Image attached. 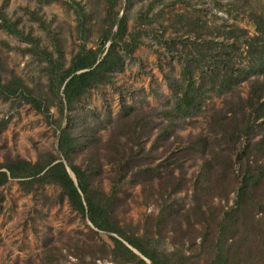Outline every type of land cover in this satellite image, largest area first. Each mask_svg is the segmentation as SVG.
Returning <instances> with one entry per match:
<instances>
[{
	"label": "trees",
	"instance_id": "obj_1",
	"mask_svg": "<svg viewBox=\"0 0 264 264\" xmlns=\"http://www.w3.org/2000/svg\"><path fill=\"white\" fill-rule=\"evenodd\" d=\"M55 1L73 13L79 39L67 60L60 27L28 11L49 39L48 49L37 36L20 33L16 20L0 6V28L28 43L22 49L35 57L44 76L42 82L39 76L24 80L6 69L0 57V97L21 98L56 134L55 148L39 150L33 160L2 153L0 185L15 178L25 192L45 184L58 187L57 200L64 198L88 220V237L73 241L68 250L73 264H97L96 259L112 264H264V0L256 5V0H211L217 9L225 5L228 11H246L253 24L250 34L232 21L209 25L196 15L175 12L192 38L164 35L162 7L149 12L152 0L135 15L138 27L128 26L123 0H92L89 8L78 0ZM150 29L166 57V68L158 63L168 89L163 102L142 108L120 97L113 117L105 111L98 119L82 100L91 88L112 83L126 57L136 58L141 34ZM90 35L94 44L88 43ZM172 60L178 63L176 73ZM243 81L245 94L239 89ZM89 112L93 117H87ZM198 114L205 116L206 129L181 135L177 129ZM6 120L0 118V131ZM100 127L107 128L104 137L97 133ZM194 154L201 157L199 165L185 176V160ZM125 183L138 184L142 202H153L156 210L123 221ZM182 188L189 191L187 206L173 204ZM99 231L109 240L99 239ZM41 254L47 264L63 257L52 244H44Z\"/></svg>",
	"mask_w": 264,
	"mask_h": 264
},
{
	"label": "rangeland",
	"instance_id": "obj_2",
	"mask_svg": "<svg viewBox=\"0 0 264 264\" xmlns=\"http://www.w3.org/2000/svg\"><path fill=\"white\" fill-rule=\"evenodd\" d=\"M84 7L94 6L92 0H78ZM262 1V0H258ZM149 0H131L129 4L122 1L128 16V26L134 24L135 15L144 7ZM151 11L162 7L161 23L165 24L164 35H175L192 38L193 32L185 28V24L174 17L175 12H183L187 15H196L205 19L209 25L219 22H230L237 24L253 32L246 11L227 10L224 5L217 9L211 0H157L153 1ZM257 0L252 4L256 5ZM127 5V7H126ZM0 6L7 16L16 20V28L21 32H29L37 36L40 45H46L50 49V42L41 25L28 13L35 10L50 27H60L64 33L63 50L65 60L69 57L79 42L73 32V13L60 1L38 3L36 0H0ZM99 8V6H98ZM144 24H140L139 27ZM151 26H157L152 23ZM147 27V25L142 26ZM152 30L142 33L143 42L134 49L136 58L126 57L121 69L113 76L112 83H105L93 87L82 100L85 109L102 117L103 112L109 111L111 117L118 108L119 98L135 107H146L148 105H159L163 102L162 94H167L165 82L158 69V63L167 67L166 57L162 46L152 35ZM19 33V34H20ZM89 44H94L95 36L90 35ZM99 41V40H98ZM18 35L9 33L0 28V57L6 69H12L24 80L31 77L44 76L37 64V60L30 53L23 51L22 47L27 45ZM173 73H176L178 63L172 60ZM241 94H245L246 83L239 84ZM219 97L213 96L215 104H219ZM52 116L56 115L53 106L50 107ZM6 118V123L0 131V158L2 153L9 151L17 153L25 158L33 160L36 153L42 149H54L56 139L52 124L45 120L39 111L32 108L21 98L0 97V118ZM87 117H93L89 112ZM205 130V116L198 114L192 117V123H186L177 131L181 135L188 132H196L198 129ZM102 137L107 133V128L100 127L97 131ZM146 140L145 145H147ZM199 154H194L185 160L184 175L193 173L200 162ZM106 172V171H105ZM103 186L107 188L108 180L103 178ZM122 187L127 191L124 193L126 209L121 215L123 221L138 220L144 212H154L156 205L153 202L147 204L141 200L138 184L125 183ZM2 199L0 200V264H47L42 261V248L45 245H56L60 248L63 257L54 264H73L74 257L68 253L73 241L85 239L89 235L85 219L71 209L65 199L57 200L58 187L45 184L37 188L35 192L21 190L15 178H9L0 185ZM189 192V191H188ZM185 189H180L174 196L173 204L187 206L189 194ZM120 194H122L120 192ZM44 195L48 197H44ZM229 202L232 192L229 193ZM107 233L99 231V239L109 240ZM97 238L96 235H93ZM97 264H112L105 259H96Z\"/></svg>",
	"mask_w": 264,
	"mask_h": 264
},
{
	"label": "water",
	"instance_id": "obj_3",
	"mask_svg": "<svg viewBox=\"0 0 264 264\" xmlns=\"http://www.w3.org/2000/svg\"><path fill=\"white\" fill-rule=\"evenodd\" d=\"M68 169V168H67ZM68 171H69V174L71 175V177H73V174H72V172L68 169ZM87 222H88V220H87Z\"/></svg>",
	"mask_w": 264,
	"mask_h": 264
}]
</instances>
